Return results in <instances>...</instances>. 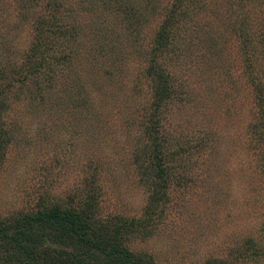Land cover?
<instances>
[{
  "label": "rangeland",
  "instance_id": "rangeland-1",
  "mask_svg": "<svg viewBox=\"0 0 264 264\" xmlns=\"http://www.w3.org/2000/svg\"><path fill=\"white\" fill-rule=\"evenodd\" d=\"M56 209L138 264H264V0H0V264H128L10 239Z\"/></svg>",
  "mask_w": 264,
  "mask_h": 264
},
{
  "label": "trees",
  "instance_id": "trees-1",
  "mask_svg": "<svg viewBox=\"0 0 264 264\" xmlns=\"http://www.w3.org/2000/svg\"><path fill=\"white\" fill-rule=\"evenodd\" d=\"M58 221L63 226V233L70 232L71 235L76 234L79 236L82 243L87 246L99 247L101 250H104L105 253L109 255H117L118 253H123L125 258L128 261V264H138L135 260L132 259V252L127 249L117 248L116 246L111 247L110 250H106L103 246L98 245L90 237L87 236L88 225L86 220L82 217L81 214L77 213L75 210L65 209V210H52L49 212L37 213L35 215L27 216L23 218L16 224V234L10 235V239L18 243V246L24 251L31 253L34 257L41 256L42 254H47L48 256H53L49 250V246L46 245L41 249L42 245L45 243V240H41V236L35 235L33 225H46L51 224V222ZM69 228V231H67ZM0 234L8 236L9 234L3 231L0 222ZM59 238H55L54 241ZM57 257V256H54ZM54 264H65L63 256L57 258V261Z\"/></svg>",
  "mask_w": 264,
  "mask_h": 264
}]
</instances>
